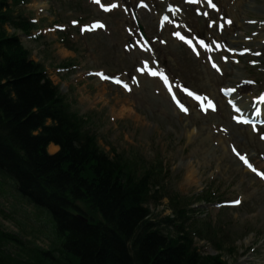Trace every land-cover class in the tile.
Returning a JSON list of instances; mask_svg holds the SVG:
<instances>
[{"label":"rangeland","instance_id":"374dc122","mask_svg":"<svg viewBox=\"0 0 264 264\" xmlns=\"http://www.w3.org/2000/svg\"><path fill=\"white\" fill-rule=\"evenodd\" d=\"M227 1L228 6L225 8L224 3ZM143 2L29 0L27 5L11 9L15 16L23 13L29 19H38L35 30H49V33L37 36L36 40L35 35L23 38L20 33L17 34L31 52L32 59L42 64L48 76L63 90L72 111L89 118V125L97 135L100 147L106 153H110L111 147H114L126 157L132 151L142 156L159 157L166 165L168 180L164 186L165 191L163 194L158 193L163 199L157 205H149L154 210L152 212L170 213V198L175 195L173 199L183 197L184 202L181 203L194 210L193 213H187L191 216L188 220L210 238L207 241L194 239L200 253L212 255L218 252L228 264H264V182L254 174L246 173L231 150H237L238 157L249 154L247 156L251 162L264 173V141L256 142L253 132L239 125L237 120L234 126L229 121L226 123L225 118H220V124H216L217 118L210 110L204 113L197 110L188 115L179 113L169 103L165 91L161 92L158 83L148 80L147 76L143 80L140 78V82L136 79L138 70L153 65L149 63L152 59L165 68L167 75L171 74L176 87L181 84L185 88H193L223 103L220 95L214 91L216 85L222 87L238 84L236 88L240 100L249 101L250 97L256 103L259 101V93L264 91V44H259L254 37L255 30L242 34L244 37L253 35L249 44L241 39L238 44H234L235 49H225L230 50L227 57L234 63L238 59L237 68L225 65L222 78L210 87L206 83L210 73L206 64L192 53L191 41L195 49L208 47L206 37L203 36L205 27L211 26V32L216 31L231 44V41L234 42L232 34L229 38L226 32L237 33L246 24L254 25L264 39V1L257 0L258 6L253 8L247 4L244 10L237 7L238 2L243 3L242 0L210 1L219 3L222 9L221 13L214 14V18L201 6L203 1L199 4L196 0H149L146 5ZM39 4L44 5L42 9L38 7ZM168 5L178 7L182 12H168ZM105 8L109 10L103 12ZM134 13L144 28V38L133 22ZM197 13H201V16L198 17ZM162 14L166 15L165 21L160 20ZM230 19L232 23L219 31L221 25ZM93 22L101 23L102 30L79 36L78 31L85 33V27H90ZM72 23L75 25L72 26ZM175 25L181 31L179 39L174 33ZM192 26L197 30L193 37H189L190 44H186V49L178 40L182 41ZM8 32L14 31L10 29ZM197 40L200 43L196 46ZM139 45L144 49L143 54L138 51ZM242 47L245 50H241ZM252 63L256 66H252ZM75 65L81 71H74ZM134 65L136 69L132 70ZM59 68L69 69L56 74ZM89 69L122 75L129 72L125 77L129 90H121L104 79L97 81L95 76L83 73ZM98 86L102 87V98ZM252 91L257 99L249 93ZM121 108L126 112L119 115ZM56 151L50 149L49 153ZM186 161H191L195 171H191L193 175L188 172L185 176L186 167L184 170L181 167ZM222 166L225 167L224 171ZM200 168L204 170L198 172ZM220 171L224 176L215 177ZM234 186V190L230 189ZM207 189L211 194L208 199L213 200L209 207L206 206L207 210L192 204V200ZM215 200H223L225 204L239 201L240 205L220 208L213 206ZM2 209L8 212L6 217L2 213L0 215V225L5 231L14 232L24 241L41 249H48L55 243L47 217L22 203L12 185L0 178V211ZM152 216L155 219L156 216ZM8 248L12 249V245Z\"/></svg>","mask_w":264,"mask_h":264},{"label":"trees","instance_id":"16d2710c","mask_svg":"<svg viewBox=\"0 0 264 264\" xmlns=\"http://www.w3.org/2000/svg\"><path fill=\"white\" fill-rule=\"evenodd\" d=\"M6 3L0 1V118H5L0 119V177L10 179L21 198L48 211L56 241L47 253L29 258L40 248L0 229V264H224L220 256L198 254L180 226L179 239L156 235L149 222L135 228L148 215V196L142 195L150 192L148 173L137 183L133 162L132 168L117 156L109 159L84 119L64 105L55 88L25 75L30 68L38 73L43 68L5 31V23L28 30L23 19L12 17ZM49 143L60 150L47 154ZM77 214L100 217L85 224ZM173 240L181 244L168 245ZM14 247L19 254L11 252Z\"/></svg>","mask_w":264,"mask_h":264},{"label":"bare ground","instance_id":"6f19581e","mask_svg":"<svg viewBox=\"0 0 264 264\" xmlns=\"http://www.w3.org/2000/svg\"><path fill=\"white\" fill-rule=\"evenodd\" d=\"M1 1V0H0ZM2 1H8V2H10L11 1V3H6L8 6H6L7 8H8V10H11L12 11V13H13V10L16 8V7H18V6H20L21 7V5L19 4V3H17L18 1H21V0H2ZM15 1H17V2H15ZM246 1H252V2H246ZM256 1L257 0H242V2L243 3H241V2H238V4H237V7H239L240 9H245L246 7L245 6H247V4H251L252 5V8L253 7H256V6H258L257 4H256ZM261 1H264V0H261ZM44 5L43 4H39L38 5V7H40L41 9H42V7H43ZM13 10H12V9ZM242 13V12H241ZM212 16H214V15H212ZM232 23V20L230 19V20H228L227 22H225V24L224 25H222V28L225 26V25H230ZM173 29H174V33H175V35H176V37H177V39H179L180 38V35H181V31H180V29H179V26H177V25H175V26H173ZM255 30L256 31V33H255V38L258 40V42H259V44H262L261 42H263L264 43V39L260 36V34H259V32L257 31V28L254 26V25H252V24H246V25H244L243 27H242V29L241 30H239V31H241V36H242V34H244V33H249V31L250 30ZM197 29H193V26L192 27H190L189 29H188V31L191 33V34H193L194 35V33H195V31H196ZM97 31V30H96ZM96 31H93V32H96ZM212 31H214V30H212ZM254 31V32H255ZM233 31H227L226 32V35L229 37V38H231V34H232V37L234 36V32L232 33ZM253 33V32H252ZM205 36H206V44L208 45V47L210 48V49H207V47H205V49L204 50H208V51H210L211 53H212V55H214L215 56V64L216 65H218V62H219V60L220 59H222V60H224L225 61V59L227 58V55H228V52L230 51V50H233L234 49V47H233V45H230L229 43L230 42H228V41H225L223 38H221L220 36H219V34L216 32V31H214V32H211V29H209V30H205ZM234 39V38H233ZM234 40H236V39H234ZM237 41V40H236ZM233 44H234V42L233 41H231ZM245 43H248L249 44V42L250 41H244ZM212 48V49H211ZM225 49H230L229 51H225ZM236 51H240V50H236ZM64 54H66V56L67 55H69L67 52H63ZM146 63H148V61L146 62ZM149 63L150 64H153V65H156L158 62H157V60H153L152 61V59L151 60H149ZM191 68H192V66H191ZM92 70V69H91ZM221 72H220V71ZM219 70H218V73H219V75H221V73L225 70V68H223V67H221V66H219ZM74 71H81L80 69H76V67L74 68ZM88 71V70H87ZM92 72L94 73V76L97 78V81H100L101 79H103V76H102V74L101 73H103V71H101V70H98L97 71V69L95 70H92ZM97 73H99V74H97ZM25 75H27V76H31V77H33V78H38L39 80H40V78H42V80H41V82H47V83H49L53 88H55L56 89V91H57V93H58V96H60L62 99H63V103H64V105L65 106H67V107H69V109H70V111L73 109L71 106H70V104H69V102H68V100L65 98V96L63 95V90L62 89H60V86H58V84H55L54 82H53V80L50 78V77H48V75H47V73H45V72H41V73H38L37 71H35L34 69H32V68H30L29 69V71H28V74H25ZM233 75H235V74H233ZM10 78V77H9ZM217 80L219 81V78L217 77ZM223 85H226V83H222ZM86 85V84H85ZM89 85V84H88ZM92 85V84H91ZM87 86V85H86ZM225 86H222V88H224ZM227 87H229V86H227ZM98 89L101 91V98H102V96H104V93H103V90H102V87H99L98 86ZM229 89H231V98H237L238 97V93H239V91L237 90L238 88H236V90H235V88H229ZM245 90H249V89H246L245 88ZM57 96V97H58ZM96 98H97V96H96ZM100 97H98V99L100 100L101 99ZM249 99V101H247V102H243V103H240V104H237L238 105V107L240 108V113L239 112H237V113H231L230 112V110H228L227 109V106H225L223 103H221L220 102V100L219 101H216V102H214V103H211L212 102V100H209L208 99V105H209V107L211 108V112H212V115L213 114H215V116H216V120L217 121H215V123L216 124H220V121H219V119L218 118H223V117H230V121H234L235 119H237V120H240V119H242V118H248L249 120H251V121H253L252 119H258V118H262V119H264V104H262V103H255L253 100H250V98H248ZM107 104H108V101L106 102ZM202 104H203V106H205V107H207V105H205L206 103L204 102V99H202ZM241 104H244L248 109H245V108H243V106L241 105ZM213 106H214V108H213ZM253 107V108H252ZM250 108H252V109H254V110H256V112H248L249 110H250ZM113 110H116V108L115 107H113L112 108ZM122 110L119 112V115H122V114H124V112H126L125 110H123V108H121ZM182 110V109H181ZM183 112L185 111V110H182ZM72 113H74L75 115H76V117H78V118H81V115L80 114H78L76 111H71ZM122 112V113H121ZM164 113V112H163ZM185 113L187 114V111H185ZM241 114V115H240ZM242 114H248V116L251 118H249V117H247V116H243ZM214 116V115H213ZM2 121H4L5 120V118H3V117H1L0 118ZM220 126V125H219ZM221 127V126H220ZM190 137V136H189ZM191 138V137H190ZM189 139V138H188ZM220 142V141H219ZM222 143V142H221ZM100 146V145H99ZM50 149H55V150H57L55 153H57L59 150H60V147L58 146V145H55L54 143H49L48 145H47V147H46V151H47V154H49V151H50ZM105 155H107L108 157H109V159H112V158H115L116 156V159L118 158H120V156L121 155H123V154H120V153H117V154H112L111 153V151H110V153H106L102 148H99ZM204 150V149H203ZM233 151H234V154H233V157L238 161V162H240V164L242 165V161L243 160H241L240 159V157H238V154L236 153V151L233 149ZM55 153H52V154H50V155H54ZM112 154V155H111ZM252 154V153H251ZM130 156H132V157H130L131 159H133L134 160V162H133V165L134 166H144L145 168H147V167H149V166H161L162 168H163V170L162 171H154L152 174H151V176L153 177V178H156V177H160L166 170H167V168L165 167L166 165H164L161 161H160V159H159V157H157V158H155V157H151V156H149V155H141V154H139V153H137L136 151H132V153H130L129 154ZM247 159V158H246ZM120 161H122V162H125L126 163V165L128 166V165H131L132 166V168H133V165H132V162L130 161V160H126V159H119ZM222 160V159H221ZM247 161H248V163L250 164V161L247 159ZM222 162V161H221ZM251 166H252V168H254V169H256L252 164H251ZM186 167V168H185ZM205 167V166H204ZM243 168H244V170L246 171V173H249V167L244 163V165L242 166ZM182 168V170H184V168H185V171H184V174H185V176H186V174L188 173V172H190L192 175L194 174V173H192L191 171H194L193 170V167H192V163H191V161H186V163L181 167ZM222 169H223V171L225 170V167L224 166H222ZM204 170V168H200L199 169V171L198 172H201V171H203ZM223 171H222V173H223ZM195 172V171H194ZM225 173H227L228 174V172H225ZM250 174V173H249ZM142 176H139V175H136L135 177H134V179H135V181L137 182V183H140L141 181H143V175L144 174H141ZM222 176H224V175H221V171H220V173L219 174H217V176H215V177H222ZM148 177L149 178H151L150 177V175L148 174ZM161 177H163V179H165V182L168 180V176L166 177V176H161ZM2 180H4V181H7L9 184H13V182L10 180V179H6V177H5V179L4 178H2V177H0ZM40 182V181H39ZM41 183V182H40ZM127 184H130L129 182L127 183ZM148 185H151V181L149 180V182H148ZM160 185L161 186H166V183H160ZM45 186H46V184H45ZM161 186H157L156 187V191L158 192V193H164V191H165V188L164 187H161ZM95 188V187H94ZM12 189L14 190V192L17 194V191L15 190V188H13L12 187ZM154 187H152V186H148V191L150 190V191H152V192H154ZM230 189H235V186L234 187H231ZM208 194H209V191H208V189L207 190H205ZM142 195H144V196H148V198H147V202H146V204L149 206L150 204L152 205V206H154V205H157V204H159V202H161V200L163 199V197H162V199L159 197V196H155V195H151L150 193H143ZM209 195H211V194H209ZM17 196H18V198L20 199V201L22 202V203H25L27 206H29L31 209H33V211H37L38 213H41L43 216H45V217H47V219H48V221L51 223V227H52V232H53V235H55V233H54V222H53V218H51V216H50V214L48 213V211L47 210H45L44 208H42V207H39V206H37V205H35V204H33V203H29V202H27L24 198H21L18 194H17ZM219 196V195H218ZM151 197V198H150ZM149 198H150V200H149ZM218 198H221V196L220 197H218ZM196 200H200V199H198V197H196L194 200H192V204L194 203V204H196L198 207L200 206L202 209H206V206H210V202H203V201H196ZM177 201H183L184 202V198H182V197H180V198H178L177 199ZM194 201V202H193ZM218 202L219 203H221L222 205H226L224 202H222V200H218ZM77 206H79V208L80 209H82L83 211H85L86 210V207L81 203V202H78V205ZM184 206H186V205H184ZM227 207V206H226ZM147 208V211H148V215H145L144 217H142L141 219H139L136 223H135V228L136 227H139V226H141V227H145V224L147 223V222H149L150 224L147 226L151 231H153L156 235H158V234H162V235H169V236H173L175 239H179V236H181V234L183 233V231L182 230H179V231H176V230H174V231H169V232H167L168 230H170L171 228H173V227H176V226H183V227H181L182 229H184L185 231H186V235L188 236V237H192V238H195V239H197V240H199V241H207V240H210V238H208L204 233H203V231H201L200 230V228H198V227H196L194 224H192L188 219H189V217H191V216H188L187 215V213H175L173 210H171L170 208V213H167L166 211H164V209H163V211H164V214H162V212H157L156 214H154V212H152V211H154V210H152V208H149V207H146ZM228 208V207H227ZM207 210V209H206ZM77 212H79V210H76ZM1 213H2V215H3V217H6V215H7V211H5L4 209H2V211H0V215H1ZM152 215H155L156 217H155V219L153 218V216ZM77 216H78V218L82 221V222H84L85 224L86 223H89L90 222V220L93 222V221H96L100 216L99 215H97L96 217H94V218H85V217H83V215H79V214H77ZM143 228H140L139 229V231H138V234H139V237H140V235H141V233H142V230H143ZM0 229L2 230V232H4V233H8V234H11V235H16L14 232H11V231H5L4 229H3V227L0 225ZM138 229V228H137ZM136 230V229H135ZM167 232V233H166ZM168 233H174V234H168ZM165 241H166V239H165ZM164 241V242H165ZM166 243V242H165ZM167 244V243H166ZM181 244V241H178V240H173L172 242H168V245H170V246H173L174 248H177L179 245ZM129 248L131 247V246H128ZM39 251H44V252H39ZM39 251H36V252H32V254H30V256H29V258L30 257H34V256H36L38 253H47L48 251H49V249H39ZM12 253L13 254H19V250H18V248H16V247H14L13 248V251H12ZM20 255H23V254H20ZM56 255V257H59L57 254H55ZM219 255H221L220 253H218V252H216V253H214V254H212V255H208V256H212V257H214V256H219ZM55 257V256H54ZM20 258V257H19Z\"/></svg>","mask_w":264,"mask_h":264},{"label":"snow or ice","instance_id":"6c2138e0","mask_svg":"<svg viewBox=\"0 0 264 264\" xmlns=\"http://www.w3.org/2000/svg\"><path fill=\"white\" fill-rule=\"evenodd\" d=\"M94 2H95V3H99L100 0H94ZM209 2H210V0H209ZM112 6L115 7V5H112ZM104 10L107 11V10H109V9H108V8H105ZM101 26H102V25H101ZM152 74L155 75V73H152ZM117 83H119V81H117ZM125 87H126V85H125ZM209 103H210V102H209ZM213 108H214V106H213ZM182 110H185V111H186V109H182ZM240 159L243 160L244 163H245L250 169H252V171H256L254 168H252L251 164L248 163V161H247V159H246L245 157L241 156ZM256 174H257L258 176H261V178H264V173L257 172ZM235 203H239V201H236Z\"/></svg>","mask_w":264,"mask_h":264}]
</instances>
